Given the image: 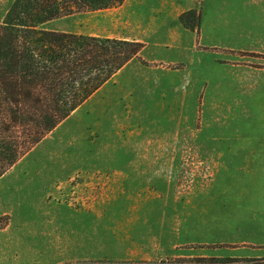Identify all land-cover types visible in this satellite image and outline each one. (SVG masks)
I'll return each instance as SVG.
<instances>
[{"label": "rangeland", "instance_id": "obj_1", "mask_svg": "<svg viewBox=\"0 0 264 264\" xmlns=\"http://www.w3.org/2000/svg\"><path fill=\"white\" fill-rule=\"evenodd\" d=\"M182 3L123 0L39 25L144 46L0 176V264L264 257V172L206 153L211 137L264 135V55L239 51L250 84L217 90L239 56L199 44L200 10L182 11L200 12L195 29L171 14Z\"/></svg>", "mask_w": 264, "mask_h": 264}, {"label": "trees", "instance_id": "obj_2", "mask_svg": "<svg viewBox=\"0 0 264 264\" xmlns=\"http://www.w3.org/2000/svg\"><path fill=\"white\" fill-rule=\"evenodd\" d=\"M122 1L13 0L0 21V176L144 46L39 25ZM179 18L195 29L200 12L188 10ZM190 264H264V257L200 256Z\"/></svg>", "mask_w": 264, "mask_h": 264}, {"label": "crops", "instance_id": "obj_3", "mask_svg": "<svg viewBox=\"0 0 264 264\" xmlns=\"http://www.w3.org/2000/svg\"><path fill=\"white\" fill-rule=\"evenodd\" d=\"M182 4L181 6L175 5L172 11L165 8L154 10L156 12L161 10L160 14L171 11L176 20L184 10L199 9L201 12L199 44L221 47L220 49H224L222 50L224 53L228 51V54L233 50L239 56L235 58L236 61L230 59L232 63L223 64L218 69L226 72L223 76L225 80H219L218 84L221 85L217 90L230 91L232 85L250 84L246 82V76H244L250 74L247 71L250 66L238 52H255L264 55V0H183ZM161 18L164 21L167 20L168 14ZM219 56L221 59H228L223 56L222 52ZM258 70L263 71L260 73L264 74V65ZM261 85L264 88V80ZM211 139L216 140L218 146L209 148L206 153L215 156L254 157L249 164L250 169L254 173L264 172V135L258 137L222 135L211 137ZM227 256L263 257L254 254Z\"/></svg>", "mask_w": 264, "mask_h": 264}]
</instances>
